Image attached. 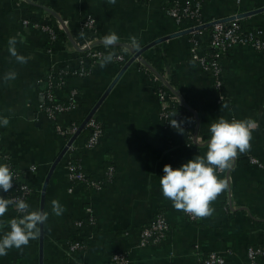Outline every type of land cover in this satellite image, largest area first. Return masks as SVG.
<instances>
[{
  "label": "crops",
  "instance_id": "0c3cea01",
  "mask_svg": "<svg viewBox=\"0 0 264 264\" xmlns=\"http://www.w3.org/2000/svg\"><path fill=\"white\" fill-rule=\"evenodd\" d=\"M169 1L116 0L113 5L107 0H0V117L10 120L7 127L0 126V151L24 173L31 187L26 201L31 210H40L45 176L65 145L54 122L38 108L46 73L52 66L71 69L79 65L82 53L75 45L86 36L80 35V22L86 15L96 21L97 41L115 32L119 43L130 45V37L135 36L143 47L182 30L186 24H177L165 12ZM200 1L206 21L264 7V0ZM57 15L67 20V32L56 25ZM239 20L264 29V10ZM44 22L54 25L56 40L51 41L40 28ZM189 34L145 50L140 57L152 71L137 59L124 70L94 112L103 127L97 146L84 148L88 130L74 140L72 156L89 177L101 182V189L71 183L67 154L53 169L43 207L49 213L42 225L43 264H112L111 255L117 251L127 253L128 264H199L210 252L222 255L228 264H247V247L264 243V55L235 44L221 59L223 85L217 90L213 77L190 58ZM12 36L24 40L16 47L28 57L26 64L17 63L8 52ZM114 48L112 52L131 57L124 46ZM122 65L113 61L101 68L97 62L87 76H69L58 96L73 89L78 106L58 115L57 124L65 127L82 121ZM146 69L157 73L177 97L175 103L181 106L179 114L186 129L169 128L160 118L156 89ZM9 71H15L17 78L5 82L3 77ZM220 117L252 118L259 127L252 134L251 150L240 154L230 169L218 173L228 186L211 204L214 214L191 221L163 196L159 180L164 165L175 169L206 154L209 127ZM250 156L263 166L251 163ZM54 199L66 209L60 216L52 213ZM158 213L169 224L167 235L159 243L139 246L141 228ZM89 216L92 224L87 222ZM12 218L20 217L10 206L0 218L5 224L0 238L10 231L7 221ZM76 221L83 225L77 227ZM75 240L84 243V250H68ZM260 260L264 262V256ZM0 264H39V238L20 250H9L0 257Z\"/></svg>",
  "mask_w": 264,
  "mask_h": 264
},
{
  "label": "built area",
  "instance_id": "2783aa9c",
  "mask_svg": "<svg viewBox=\"0 0 264 264\" xmlns=\"http://www.w3.org/2000/svg\"><path fill=\"white\" fill-rule=\"evenodd\" d=\"M168 3L170 5L165 7V12L169 17L174 19L177 24L180 25L183 19H189L196 22V24H187L183 27V29L213 21H206L202 18L200 0H171ZM25 23L26 21H24V24ZM56 25L59 27H62L63 25L67 27V20L63 19V24L57 20ZM39 26L42 30L49 34L51 41L56 40L57 35L54 25L44 22ZM80 29L86 36L77 44L78 51L82 53L79 65L76 68L71 69L52 66L45 75V88L42 91L41 102L38 105L39 110L42 111L48 119L54 122L55 130L65 138V143L79 127V125L74 121L65 127H61L56 122L58 115L64 112H70L78 106L75 90L72 89L64 93L62 98H59L58 96V92L64 87L67 78L69 76H87L95 64L100 61V58L108 52H111L114 55V61L120 64H124L129 58L124 55L123 52L114 53L110 48L106 49L103 44L96 43L97 38L94 34L96 30V21L92 15H86L83 18L80 22ZM204 36L205 35L202 34L201 30L191 32L188 37V52L190 58L213 77L214 86L217 90H220L223 85L221 59L235 44L239 43L247 45L253 50L264 55V29L261 27L243 29L239 19L216 22L210 26V31L206 34V39ZM202 39H205L206 41L203 42ZM129 55L132 56L133 54L129 52ZM157 75V73L153 72V74L149 77L152 83L159 79ZM156 96L160 105L159 116L164 121L165 125L172 129H186L185 124L182 122L181 114L172 110V105L177 101V97H175L167 88L165 89L163 87L156 89ZM220 99L222 100V95H220ZM84 127L88 130V136L83 146L86 149H92L98 145L103 134L102 124L93 114L87 120ZM73 150L74 141L65 153L67 154L68 159L66 163V170L71 183H80L93 190L101 189V182L89 177L81 165L75 160L73 157L74 155L72 154ZM0 160H5L7 164H12L9 158L1 151ZM249 161L258 167L263 166L262 163L254 156H250ZM30 169L34 170L35 166H31ZM111 172L112 168L110 167L108 170V176L110 177ZM13 173L14 191L8 193L5 197L11 199H23L27 201V198L31 193V187L27 183L25 175L20 169L16 168ZM11 207L15 210L17 215L21 217V214L17 212L15 207ZM183 213L186 218L191 221L197 219V217L185 212ZM87 222L89 224L94 222L92 216H89ZM75 225L77 227H81L83 223L82 221H76ZM168 230L169 224L167 220L161 213H158L151 222L141 228L138 245L146 246L149 244L159 243L165 238ZM84 248L85 245L80 240H75L68 245V250L70 252L84 250ZM246 251L247 264H264V262L260 260V258L264 256V243L258 246H249ZM110 259L112 264L129 263L127 253L122 251L113 253ZM74 264L81 263L77 261ZM199 264H228V262L222 255L216 252H210L201 260Z\"/></svg>",
  "mask_w": 264,
  "mask_h": 264
},
{
  "label": "clouds",
  "instance_id": "9594fccd",
  "mask_svg": "<svg viewBox=\"0 0 264 264\" xmlns=\"http://www.w3.org/2000/svg\"><path fill=\"white\" fill-rule=\"evenodd\" d=\"M109 4H115L116 0H107ZM83 36V33L80 34ZM120 37L111 32L102 38L103 46L108 49L117 45ZM8 52L21 65L26 64L28 57L17 51L19 41L16 36L8 39ZM132 49L139 50L141 45L137 37H130ZM114 61V55L108 52L100 58V67ZM15 71L7 72L3 80L5 82L17 78ZM227 107V105H223ZM9 118L0 117V126L7 127ZM258 122L252 118L225 119L220 117L211 123L209 131L210 140L205 155H197L178 168L166 164L163 167L164 175L160 177L159 183L163 196L172 202L174 209L183 211L197 218H207L214 214L215 209L211 204L227 188V182L218 177L230 169L236 158L251 150L253 132L258 129ZM14 173L6 163H0V190L8 193L13 188ZM10 206H14L20 218H12L7 221L10 231L0 238V257L6 256L8 251L22 249L28 246L31 240L38 239L41 235V225H44L49 213L41 210H31L30 205L23 199H11L0 195V218L4 217ZM52 213L60 216L66 210L58 200L51 201ZM5 226L0 220V228Z\"/></svg>",
  "mask_w": 264,
  "mask_h": 264
},
{
  "label": "water",
  "instance_id": "95a60500",
  "mask_svg": "<svg viewBox=\"0 0 264 264\" xmlns=\"http://www.w3.org/2000/svg\"><path fill=\"white\" fill-rule=\"evenodd\" d=\"M264 10V7L255 10V11H251V12H246V13H238L236 15H232L229 17H225V18H221V19H217V20H213L201 25H197L194 27H190L187 29H182L179 30L175 33H172L170 35L167 36H163L157 39H154L153 41L147 43L146 45H144L143 47H141L139 50H135L132 49L131 46L129 44H123V43H118L117 45H121L124 46L125 48H127L129 50V52L131 54H133L121 67V69L119 70V72L117 73V75L114 77V79L112 80V82L108 85V87L106 88V90L104 91V93L100 96V98L98 99V101L95 103V105L89 110V112L87 113V115L84 117V119L82 120V122L80 123L78 129L76 130V132L70 137V139L65 143V145L63 146V148L61 149V151L58 153V155L56 156V158L54 159V161L51 163L48 172L45 176L44 179V183L42 185V189H41V195H40V210L43 211V207H44V198H45V190H46V186L47 183L51 177V174L53 172V169L56 167V165L58 164V162L62 159V157L65 155L68 147L71 145V143L76 139V137L81 133L82 129L84 128L87 120L94 114L96 108L99 106V104L102 102V100L105 98V96L107 95V93L110 91V89L112 88V86L115 84V82L117 81V79L120 77V75L124 72V70L131 64V62L135 59H138L140 61V63L142 65H144L145 67H147L148 69L153 70V68L147 63V61L143 58H141V54L147 50L148 48L154 46L155 44L162 42L164 40H167L169 38H172L174 36H179V35H183V34H188L194 31H198V30H202L206 27H210L212 26L214 23L216 22H224V21H230V20H234V19H240L244 16H247L249 14H254L256 12L262 11ZM57 19L59 20V22L61 24H63V19L57 15ZM63 29L67 32V27L66 26H62ZM96 43L100 44L102 43V40L97 41ZM75 47L78 49L77 45H75ZM169 87V86H168ZM41 227V235L39 237V264H43V256H42V245H43V227L42 225Z\"/></svg>",
  "mask_w": 264,
  "mask_h": 264
},
{
  "label": "trees",
  "instance_id": "16d2710c",
  "mask_svg": "<svg viewBox=\"0 0 264 264\" xmlns=\"http://www.w3.org/2000/svg\"><path fill=\"white\" fill-rule=\"evenodd\" d=\"M170 4L169 3H167L166 4V6L165 7H167V6H169ZM239 22H240V24H241V27L243 28V29H251L252 27H249L248 25H244V24H242V22L239 20ZM184 24H196V22L195 21H192V20H189V19H183L182 20V22L180 23V25H184ZM209 31H210V27H206V28H204V29H202L201 30V32H203V34H208L209 33ZM206 34H205V39H206ZM205 39H202V41L204 42V41H206ZM111 50H115V49H117V48H114V47H111L110 48ZM146 71H147V75H148V77H150L152 74H153V72H151L150 70H148V69H146ZM154 89H157V88H159V87H163V88H165L166 89V87L164 86V84L162 83V81L161 80H159V79H157L154 83ZM181 109V106H179L178 105V103H174L173 105H172V110L174 111V112H176V113H179V110ZM82 121H80V122H76L78 125H80V123H81ZM86 128L84 127L83 129H82V132L84 131V132H86ZM0 163H6L5 162V160H0ZM7 164V163H6ZM9 166H10V168H11V170L12 171H14V170H16V168L17 167H15L14 166V164L12 163V164H8ZM1 192H2V195L3 196H6L8 193H11V192H13L14 191V189L12 188L8 193H4L2 190H0Z\"/></svg>",
  "mask_w": 264,
  "mask_h": 264
}]
</instances>
